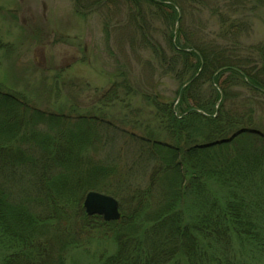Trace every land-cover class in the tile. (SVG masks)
Instances as JSON below:
<instances>
[{
	"label": "trees",
	"instance_id": "trees-1",
	"mask_svg": "<svg viewBox=\"0 0 264 264\" xmlns=\"http://www.w3.org/2000/svg\"><path fill=\"white\" fill-rule=\"evenodd\" d=\"M114 1L76 3L97 8ZM125 1L135 10L146 4L156 7L166 20H174L172 3L206 0ZM167 9L175 15L167 14ZM132 19L141 24L137 14ZM174 38L171 33L170 53L159 52V58L162 68L169 67L184 83L177 104L154 102L170 141L133 137L149 166V172L145 169L141 174H147L148 181L144 186L145 178L133 180L130 171L124 174L117 187L121 191L124 187L132 199L124 204L129 214L118 222L90 217L83 207L89 191L102 189L101 181L121 176L118 166L85 154L91 143L81 150V134L69 132L70 120L86 124L90 119L46 113L0 87V112L7 119L0 128L8 140L6 146L0 140V245L10 251L2 264H66L67 254L79 244L76 234L69 235L71 227L78 235L92 229L113 238L116 251L101 264H264V134L240 130L242 122L253 121L244 115L230 116L225 99L231 87H215L229 73L234 83L264 96V58L250 63V70L235 69V61L223 56L226 51L218 43L189 40L183 44ZM2 49L7 45L0 42ZM256 51L264 56V47ZM206 81L210 87H199ZM24 115L37 123L32 119L27 124ZM40 124L46 125L42 127L46 148L33 149V157L22 149L16 151L19 144L13 137L29 131L36 134ZM10 146L14 152L8 151ZM66 172L70 179L64 180L69 178ZM71 183L73 189L66 191L63 186ZM214 188L226 190L227 196L219 199ZM59 190L64 194L57 203ZM187 202L195 210L191 223L184 217L186 208L191 210Z\"/></svg>",
	"mask_w": 264,
	"mask_h": 264
},
{
	"label": "rangeland",
	"instance_id": "rangeland-1",
	"mask_svg": "<svg viewBox=\"0 0 264 264\" xmlns=\"http://www.w3.org/2000/svg\"><path fill=\"white\" fill-rule=\"evenodd\" d=\"M87 3L83 8L76 0H0V42L7 45V49L0 50V87L21 95L30 106L46 113L90 119L86 124L70 120L68 129L71 134H81V150L85 143H91L85 153L90 158L119 167L118 179L103 180V190L89 192L114 197L122 217L129 214L124 204L132 199L124 187L122 191L117 187L124 182V174L130 171L133 180L145 178L144 186L148 181L147 174H141L149 172V166L140 157V145L133 137L170 141L162 130L161 115L154 102L177 104L184 83V79L178 80L170 73L169 67L162 68L159 58V52L170 53L171 33L175 35L174 42L179 37L183 44L189 40L216 42L225 49L223 56L235 61L233 68L250 70V63L259 56L264 58L256 51L264 47V1H178L172 3L177 13L174 20H166L164 13L147 4L135 10L125 0L103 3L97 8ZM166 13L175 15L169 9ZM135 14L143 32L141 24L132 19ZM232 80L227 73L215 85L219 89L231 87L225 99L227 111L230 116L244 115L253 121L242 122L240 130L264 134V96ZM200 85L205 89L211 86L209 81ZM32 119L23 117L27 124ZM5 120L4 112H0V124ZM42 127L46 125L38 126L36 134L29 131L13 137L19 144L16 151L22 149L33 157L36 150L45 149ZM4 133L0 128V143L6 146ZM13 149L10 146L8 151L14 152ZM65 174L69 178L64 180L70 179L69 172ZM63 188L73 189L72 183ZM213 191L219 199L227 196L226 190ZM61 192L55 195L57 203L61 202ZM158 196L164 198L156 193ZM188 206L191 210L186 208L184 217L193 222L195 210L191 202H187ZM69 233L76 234L79 244L67 254L66 264H101L116 251L113 238L102 231L87 229L78 235L71 227ZM7 249L0 245V264L10 252ZM55 253L59 254L56 250Z\"/></svg>",
	"mask_w": 264,
	"mask_h": 264
},
{
	"label": "water",
	"instance_id": "water-1",
	"mask_svg": "<svg viewBox=\"0 0 264 264\" xmlns=\"http://www.w3.org/2000/svg\"><path fill=\"white\" fill-rule=\"evenodd\" d=\"M83 207L85 213L90 217L100 216L105 222H118L121 220L119 202L112 196L99 192H89L85 196Z\"/></svg>",
	"mask_w": 264,
	"mask_h": 264
}]
</instances>
